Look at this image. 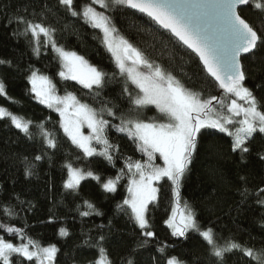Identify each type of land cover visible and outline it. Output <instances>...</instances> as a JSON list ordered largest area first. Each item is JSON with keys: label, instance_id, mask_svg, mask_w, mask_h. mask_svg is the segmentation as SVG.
<instances>
[{"label": "trees", "instance_id": "trees-1", "mask_svg": "<svg viewBox=\"0 0 264 264\" xmlns=\"http://www.w3.org/2000/svg\"><path fill=\"white\" fill-rule=\"evenodd\" d=\"M110 3V0H108ZM91 0H75L82 7ZM112 19L118 34L126 38L154 64L171 72L188 89L201 94L225 98L215 82L206 74L199 60L169 33L162 31L147 17L126 7L103 9L93 5ZM79 10V9H78ZM24 15L33 23L53 29L52 38L67 51L83 56L88 63L106 73L102 87L84 88L81 84L63 80L58 75L61 62L45 44L41 34L39 54L34 52L36 38L24 34V25L16 23V15ZM241 15L258 31H264V13L254 6H246ZM9 20H12L9 23ZM102 31L85 23L82 17H74L58 0H0V80L6 94L0 95V107L13 115L31 121V137L17 129L10 118H0V237L19 245L32 239L41 247L55 245L59 251L56 264H93L98 259L97 244L102 243L114 264H166L170 256L186 261V264H216L210 247L196 232L187 237L172 236L165 221L175 208L170 182L161 180L158 199L149 205L150 230L154 237H144L131 218L130 209L123 205L128 197L131 173L126 167L128 158L141 163L147 160L133 140L115 127L120 118H132L137 112L123 89L135 88L127 82L117 68L111 54L102 41ZM248 71L245 84L261 105H264V51L255 57L242 58ZM32 71L48 76L60 95L72 93L82 103L97 109H105L104 118L110 121L106 130L109 142L118 146L112 151L113 162L100 156L86 157L72 144L60 126L57 112L40 104L32 92L29 77ZM260 85V87H257ZM113 108L116 117L107 115ZM142 117H163L149 106L138 110ZM200 138L198 152L188 180L181 187L180 209L187 203L195 212L201 229L213 228L217 240L223 244L234 240L258 251L264 248V207L257 203L264 188V134L256 133L249 142L250 154L241 163L238 152L231 150L232 137L217 130H207ZM44 133L56 142L47 144ZM97 151L102 145L94 143ZM40 156V160L35 157ZM157 164L162 161L157 158ZM93 171L100 181L86 179L75 190L66 189L67 165ZM123 169V172H121ZM121 176L114 193L106 192L102 184L108 179ZM246 177L247 183L240 177ZM244 187L249 189L248 198L241 196ZM264 198V196H261ZM85 201L94 205L89 209ZM10 210V211H8ZM89 212L88 216L82 215ZM99 213V214H97ZM7 227L22 229L24 239L6 231ZM67 236L60 235V229ZM103 235L105 240L100 242ZM164 248V252L158 249ZM227 264H257L242 253L226 255ZM23 264H35L24 260Z\"/></svg>", "mask_w": 264, "mask_h": 264}, {"label": "snow or ice", "instance_id": "snow-or-ice-1", "mask_svg": "<svg viewBox=\"0 0 264 264\" xmlns=\"http://www.w3.org/2000/svg\"><path fill=\"white\" fill-rule=\"evenodd\" d=\"M58 2L72 16L82 17L85 23L103 32V43L115 58L120 74L138 90L134 94L128 87L123 89L129 103L134 106L129 112H137V115L127 119L120 118L119 124L111 126L118 132L125 133L137 145V150L147 157L143 163L128 158L126 167L131 173V179L127 188L129 195L124 199L123 205L130 209L131 218L142 235L154 237L148 213L149 205L156 203L158 199L159 188L155 184L165 179L169 181L174 201L177 207L180 206V189L188 180V173L192 170L190 165L198 152L200 138L209 134L207 130L215 129L232 137L231 150L239 153L241 163L247 162L246 155L251 152L249 142L255 134H264V105L259 103L253 91L246 86L248 71L241 59L242 56L255 57L264 51V31H258L241 15L246 6H254L264 13V0H111L110 3L108 0H91L90 4L82 7L75 4V0ZM97 4L103 9L123 6L149 17L191 49L219 88L234 98L225 105L221 97L210 96L203 99L201 94L186 88L171 72L151 62L141 50L120 36L111 17L92 6ZM16 23L25 26L24 34L30 33L36 38L37 46L33 50L37 55L40 51L41 34L45 38V44H51L61 62L58 73L61 79L76 81L87 89L103 86L106 73L89 64L76 52L58 46L52 38L53 29L33 23L20 14L16 15ZM5 63V60L0 59V64ZM29 81L39 102L59 113L64 133L72 144L82 150L84 156H100L109 163L113 162L112 151H118V146L111 144L106 135L110 121L104 118L105 109L98 112L72 93L63 97L56 95V85L48 76L39 75L37 71H32ZM5 94V84L0 80V95ZM213 101H218L221 109L226 108V113L217 110ZM149 106H154L163 119L142 117L138 110ZM106 112L108 116L116 117L113 108H107ZM4 117L10 118L17 129L31 137V121H25L0 107V118ZM235 117L242 118L237 120ZM85 126L90 130L87 135L82 130ZM44 135L48 146L55 148V140L48 138V133ZM93 141L102 145L100 151L93 146ZM157 158L162 164L155 163ZM35 159L40 160L41 157L36 156ZM260 159L264 160V155ZM66 167V189H77L87 177L97 181L101 179L91 170L85 171L71 164ZM120 179V175L115 179H108L102 184L103 189L108 193L116 192ZM240 179L247 183L246 177L241 176ZM259 193L264 196V188L259 189ZM240 194L246 200L250 194L249 189L244 187ZM261 196L257 197V203L264 207V198ZM85 203L89 209L94 210V205L87 201ZM183 208L179 219L176 208H173L172 215L165 221L172 230V236L187 237L189 232L198 233L210 247L216 264H227L226 255L236 252L257 261V264H264V248L256 251L231 239L221 244L213 228L201 229L195 212L187 203ZM89 214L82 213L84 216ZM261 223L264 225V217L261 218ZM6 231L24 239L22 229L7 227ZM60 235L67 236V230L61 228ZM104 240L105 237L101 235L99 241ZM97 247L99 256L93 264H114L102 243L98 242ZM58 251L55 245L41 247L30 238L26 243L16 245L0 237V264H23L24 260L34 261L35 264H56ZM158 251L164 252L165 249ZM126 264H133V260L128 259ZM166 264H186V261L170 256Z\"/></svg>", "mask_w": 264, "mask_h": 264}, {"label": "rangeland", "instance_id": "rangeland-1", "mask_svg": "<svg viewBox=\"0 0 264 264\" xmlns=\"http://www.w3.org/2000/svg\"><path fill=\"white\" fill-rule=\"evenodd\" d=\"M110 2H111V0H110ZM93 6V5H92ZM97 10V9H96ZM97 11H99V10H97ZM99 12H101V11H99ZM91 26V25H90ZM102 35H103V32H102ZM102 41H103V38H102ZM103 45L105 46V48L107 49V47H106V45L103 43ZM108 50V49H107ZM109 53L111 54V56H112V58H113V60H114V62H115V58L113 57V55H112V53L109 51ZM57 54V53H56ZM58 55V54H57ZM59 57V56H58ZM90 64V63H89ZM115 64H116V62H115ZM93 66V65H92ZM117 66V65H116ZM142 70H144V71H146V69H142ZM40 75V74H39ZM125 77V76H124ZM126 78V77H125ZM126 80H127V78H126ZM72 81V80H71ZM76 82V81H75ZM127 82L128 83H130V81H128L127 80ZM78 83V82H77ZM131 84V83H130ZM132 85V84H131ZM134 88H135V86L134 85H132ZM94 87V86H93ZM31 88H32V84H31ZM136 91H138L137 89H135V91L133 92L134 94H135V92ZM33 94H34V96H35V99L39 102V99L36 97V95H35V93L33 92ZM56 95H58V96H61V97H63V96H65V95H60V94H58V92L56 91ZM234 97H231L229 94H228V96H226L225 98H223V100H224V103H225V105H227L228 103H230V101H231V99H233ZM40 103V102H39ZM238 103H244L243 101H238ZM41 104V103H40ZM42 105H44V104H42ZM213 105H214V107L217 109V110H219V111H222V112H225L226 113V108H224V109H221V106H220V104L218 103V101H213ZM45 107H47L46 105H44ZM152 107H154V106H152ZM155 108V107H154ZM49 109H52L53 111H55L53 108H49ZM56 112V111H55ZM58 113V112H57ZM59 114V113H58ZM60 116V115H59ZM4 118H8V117H4ZM242 117H235L234 119H241ZM60 119H61V117H60ZM83 131H84V133L87 135V134H89V132H90V130L85 126L83 129H82ZM213 130H215V129H213ZM218 131V130H217ZM94 143H95V141H93V146H94ZM95 147V146H94ZM133 171H135L134 169H133ZM93 179L92 177H87L86 179ZM86 179H84V180H86ZM95 180V179H94ZM83 181V180H82ZM81 181V182H82ZM97 181V180H96ZM80 182V183H81ZM157 183L158 182H156V184H155V186H157ZM128 195H129V193H128ZM175 208H176V210H177V219H179V213L180 212H182L184 209H180L179 207H177V205H175Z\"/></svg>", "mask_w": 264, "mask_h": 264}, {"label": "water", "instance_id": "water-1", "mask_svg": "<svg viewBox=\"0 0 264 264\" xmlns=\"http://www.w3.org/2000/svg\"><path fill=\"white\" fill-rule=\"evenodd\" d=\"M127 8V7H126ZM245 8V7H244ZM127 9H129V10H132L133 12H136V13H138V14H141V15H143V16H145V17H147L146 15H144V14H142V13H139L138 11H136V10H134V9H130V8H127ZM148 19H150L149 17H147ZM151 20V19H150ZM153 22V21H152ZM157 25V24H156ZM158 26V28H160L159 27V25H157ZM162 31H164V32H167V33H169L168 31H166V30H164V29H162V28H160ZM170 35H171V33H169ZM172 36V35H171ZM177 42H179L178 40H177V38L176 37H174V36H172ZM179 44H181L184 48H186L189 52H191L198 60H199V57L194 53V52H192V50L191 49H188L185 45H183L181 42H179ZM243 58V56L241 57V59ZM199 62H200V64H201V66L203 67V64H202V62L199 60ZM204 69V68H203ZM205 71V70H204ZM206 72V71H205ZM206 74H207V72H206ZM208 75V74H207ZM209 76V75H208ZM210 77V76H209ZM211 78V77H210ZM213 81H214V79L213 78H211ZM215 82V81H214ZM215 84L218 86V84L215 82ZM218 88H219V86H218ZM219 92L221 93V94H227V93H225L222 89H220L219 88Z\"/></svg>", "mask_w": 264, "mask_h": 264}]
</instances>
